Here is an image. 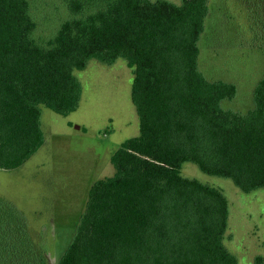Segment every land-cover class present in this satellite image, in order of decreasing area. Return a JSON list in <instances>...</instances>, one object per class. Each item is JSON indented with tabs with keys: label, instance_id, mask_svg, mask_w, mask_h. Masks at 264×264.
Returning <instances> with one entry per match:
<instances>
[{
	"label": "trees",
	"instance_id": "obj_1",
	"mask_svg": "<svg viewBox=\"0 0 264 264\" xmlns=\"http://www.w3.org/2000/svg\"><path fill=\"white\" fill-rule=\"evenodd\" d=\"M34 1L0 0V168L42 144L41 104L62 115L77 107L74 70L89 59L132 67L139 123L111 154L114 173L90 185L57 264H239L224 242L226 196L181 167L192 162L243 192L264 188V70L252 108L221 106L235 84L197 64L209 0H62L68 15L45 34ZM0 264H48L24 214L1 196Z\"/></svg>",
	"mask_w": 264,
	"mask_h": 264
},
{
	"label": "rangeland",
	"instance_id": "obj_2",
	"mask_svg": "<svg viewBox=\"0 0 264 264\" xmlns=\"http://www.w3.org/2000/svg\"><path fill=\"white\" fill-rule=\"evenodd\" d=\"M179 3L180 0H170ZM205 29L198 41L197 64L210 80L236 86L221 106L246 112L264 70V0H209ZM37 34L67 17L62 0H35ZM54 13L47 20L41 16ZM47 16V14H45ZM81 84L77 107L62 115L41 104L43 142L22 164L0 168V196L25 216L30 235L46 257L57 264L84 208L90 185L114 173L111 154L139 132L131 101L132 67L119 57L112 64L89 59L74 70ZM181 173L220 189L228 201L225 245L239 264L264 256V188L241 191L231 179L209 175L192 162Z\"/></svg>",
	"mask_w": 264,
	"mask_h": 264
}]
</instances>
